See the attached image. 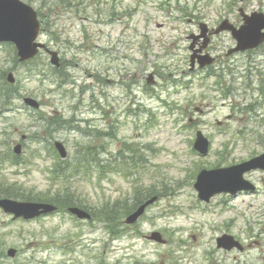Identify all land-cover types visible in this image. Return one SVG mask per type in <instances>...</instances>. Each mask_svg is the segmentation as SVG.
Returning a JSON list of instances; mask_svg holds the SVG:
<instances>
[{
    "label": "rangeland",
    "instance_id": "obj_1",
    "mask_svg": "<svg viewBox=\"0 0 264 264\" xmlns=\"http://www.w3.org/2000/svg\"><path fill=\"white\" fill-rule=\"evenodd\" d=\"M28 1L40 7L43 0ZM46 1L49 2L48 15L52 16V24L46 35H42L41 42L57 51L67 66L57 77L53 73L51 77L42 76L45 78L42 83L23 71L14 74L17 99L10 111L2 113L0 108V182L16 184L24 193L46 199L49 183L44 168L52 166L50 157L46 158L47 161L43 159L47 156L43 151H47L46 140L48 143L50 138L58 137L65 140L69 153L79 151L92 139L88 140L77 131L79 129L75 126H78L102 134L97 144H104L108 153L115 154L135 146L146 159L137 162L139 173L147 176L145 185L163 181L174 192L182 190L183 195L171 197L167 200L171 202L169 204L166 200L159 202L136 225L144 234L166 229L168 244L165 246L150 241L144 245L140 240L136 245L133 235L110 239L103 224L98 222L91 225L81 222L75 229L67 214H64V220L58 214L23 222L13 221L0 211V264H40L43 260H46L44 264H63L64 258L56 247H52L54 245L58 250L65 248L68 264H133L136 257L140 264H152L160 258L142 255L157 250L160 256L170 247L177 252L173 257L176 264H264V173L254 172L247 178L259 187L258 197L246 195L232 200L224 208H219L223 212L218 218L219 213L212 214L217 207L209 208L217 200L206 207L189 198L194 196L190 185L197 165L193 161L201 168L210 169L217 163H240L251 158L253 153L264 150V106L259 109L257 94L244 89L240 77L245 75L243 67L249 62H260L264 67V55L246 54L231 58L228 65L235 74L226 71L224 84L238 90L234 92L232 102L223 101L221 93L211 87L214 86L213 78L201 86L202 77L197 74L182 75L188 72L189 62V44L185 35L195 30L186 23L187 19L193 18L180 14L182 9L192 15L199 12L206 19L205 23L213 26L224 19L234 21L240 8L264 13V0ZM66 2L73 3L76 8L64 7ZM232 45L233 41L224 34L214 39L211 49L214 54L223 55ZM4 59L1 53L0 69H7L8 63ZM46 62L49 57L42 53L35 65L49 74ZM155 68L161 71L155 73ZM146 71L155 74L157 85L154 89L144 87ZM134 76L143 79L138 86L131 85L134 82L130 78ZM177 79L183 81H175ZM58 82L62 85L58 86ZM253 82L255 88L256 79L253 78ZM175 86L182 94H174ZM23 98L42 103V120L48 116L75 119L74 127L69 125L64 134L60 131L64 129H54L53 133L52 129H45L43 122L35 124L26 114L32 111L24 108ZM254 103H257L255 112L247 113L245 109ZM231 106L235 107L233 112H230ZM54 112L58 115H52ZM221 121L225 123L218 126L217 122ZM198 129L210 136V152L204 158L194 156L190 151ZM223 130L226 135L222 134ZM42 131L44 134H40ZM237 133L243 135L240 141L236 138ZM36 134L38 137L33 140L31 136ZM23 135L29 138L18 159L22 165L12 167L7 156L14 159L12 149ZM38 139H42V143H38ZM93 140L96 142L97 138ZM223 149L227 153L220 157ZM112 180V183L102 184L103 189L99 191L87 188L86 183L74 184L79 187L78 196L89 199L91 208H94L98 204L97 198L114 199L120 192H129L128 181L117 176ZM54 190L55 187L51 189ZM41 194L46 196L41 197ZM49 195L53 196V193ZM195 205L206 213L200 212ZM179 208H182L181 212L171 216ZM184 211H188L186 218L181 217ZM221 233L234 237L243 250H218L215 240ZM182 246H186L185 253H182ZM43 247L45 252H40L44 251ZM9 248L18 251L16 259L3 256ZM69 252H73L71 255L78 263L69 260Z\"/></svg>",
    "mask_w": 264,
    "mask_h": 264
},
{
    "label": "water",
    "instance_id": "obj_2",
    "mask_svg": "<svg viewBox=\"0 0 264 264\" xmlns=\"http://www.w3.org/2000/svg\"><path fill=\"white\" fill-rule=\"evenodd\" d=\"M34 16L29 12V8L19 3L17 0H0V41L14 42L19 50V55L22 58H31L36 53L40 45L32 44L34 41L37 29L33 25ZM246 25L239 31L233 33V37L237 40L239 50L247 49L245 41L249 39L250 42L256 41L258 34L264 28V18L262 15L252 14L251 17L246 18ZM25 25V32L22 31ZM52 55L51 62L56 64V57ZM61 155L64 157V152L59 145ZM200 152L205 153L207 144L201 147L195 146ZM16 153H19V147L16 148ZM264 166V156L258 157L246 164L211 172H202L199 176L195 189L199 192V197L202 200L208 201L213 195L218 193H235L237 190L244 188V183L241 181V175L254 168ZM0 207L8 213H13L16 217L24 216L25 218L37 216V210L44 208L45 211L51 210L48 206H36L29 204H16L10 201H0ZM79 217H84L83 214L77 211ZM142 209L137 211L128 222L135 221L141 214ZM222 241V242H221ZM221 244H226V240H221ZM9 256H13L14 252L10 251Z\"/></svg>",
    "mask_w": 264,
    "mask_h": 264
},
{
    "label": "trees",
    "instance_id": "obj_3",
    "mask_svg": "<svg viewBox=\"0 0 264 264\" xmlns=\"http://www.w3.org/2000/svg\"><path fill=\"white\" fill-rule=\"evenodd\" d=\"M10 48H11V46H10ZM3 85L4 86L1 87L2 99L4 98L6 100V102L10 101L12 99H15V98H13V97H15V94L13 93L15 91V89L11 86H7L5 83H3ZM58 120H59V118H58ZM110 137H114V136L110 135ZM94 138L95 139L97 138V140H98V139H100V135L97 137L94 136ZM92 140H93V138H92ZM102 146L104 147V144L99 145V150ZM127 149H128L127 155L132 154V152L135 154V152L133 151L134 147L130 148V149L127 148ZM102 151H105V150H103V148H102ZM98 155H99V153L97 151V146L94 143L90 142V143H87V146H84L83 149L76 152V155H75L74 159L72 160V162L70 163V166L67 165V162H65V163L57 162L56 168L54 169V173H56L58 179H62L65 183V186H62L63 190H61V191H65V192L70 193V191H74L76 189L72 183L77 182L79 180L74 179L72 181V178L77 176L79 174V172H80V174H84L85 176H88V174H92V172L95 170L96 173L98 174V179L103 174H107V175L110 173L116 174L117 172H125L126 176L130 175V172H131L130 169L131 168L128 166L130 164H132L131 167H133L135 160L129 159L130 160L129 161L127 158L122 156V157H120V162L117 164L116 163L117 160H114V159L113 160L110 159V161H108V162H103V161H101V159L99 160L97 158ZM91 162H92V164H91ZM126 163H128V164H126ZM5 185L0 182V198L4 197V198H14L15 199V198H21L22 197L21 200H28V201L30 200L27 197L23 198L24 195L17 193L18 191L15 189L16 188L15 184L8 185L5 183ZM140 195L142 196L143 193H140ZM144 197H146V196H144ZM144 200H145V198H143V197L136 199L135 202L133 203V206H135V205L138 206ZM38 201H41V200H38ZM125 202H126V200L122 201V203H124V204H125ZM60 203L65 208H68L70 206H75L78 204L77 200L75 201L73 199H66V201L63 200V202H60ZM119 203H121V202H115L112 206L111 211L107 214L108 221H109V223H111V225H115L116 222H119V220L122 216L129 213L133 209V208L130 209L129 207H126L124 210L119 212L117 210V205ZM116 227H117V225H116Z\"/></svg>",
    "mask_w": 264,
    "mask_h": 264
}]
</instances>
